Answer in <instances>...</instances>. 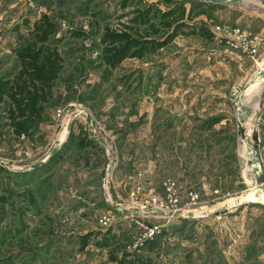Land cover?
I'll return each instance as SVG.
<instances>
[{"label": "rangeland", "instance_id": "obj_1", "mask_svg": "<svg viewBox=\"0 0 264 264\" xmlns=\"http://www.w3.org/2000/svg\"><path fill=\"white\" fill-rule=\"evenodd\" d=\"M263 64L259 0H0V264H264Z\"/></svg>", "mask_w": 264, "mask_h": 264}, {"label": "water", "instance_id": "obj_2", "mask_svg": "<svg viewBox=\"0 0 264 264\" xmlns=\"http://www.w3.org/2000/svg\"><path fill=\"white\" fill-rule=\"evenodd\" d=\"M198 1H203L205 3H212V4H222L228 0H198ZM259 1L264 4V0H259ZM262 81H264V64L257 71V74L255 75V78H254V84L255 83L257 84V83L262 82ZM236 125H237L238 136L241 140V143L245 147L246 156L248 158L247 162H248L249 166L252 168V171H253V174L255 177V182H256V185H257L258 191H259L258 196L260 198L262 197L261 199H262V201H264V166H263L262 162L256 158L255 152L252 149L251 145L247 143L246 137H245L244 127L238 119H237ZM255 165L257 166V170H255V167H256ZM249 200L250 201L252 200L253 202L257 201V199L252 198V197H250Z\"/></svg>", "mask_w": 264, "mask_h": 264}, {"label": "crops", "instance_id": "obj_3", "mask_svg": "<svg viewBox=\"0 0 264 264\" xmlns=\"http://www.w3.org/2000/svg\"><path fill=\"white\" fill-rule=\"evenodd\" d=\"M262 82H264V81H262ZM260 84H261V82H260ZM257 112L258 113L254 116V123L256 122L255 120H257L258 128L257 127L255 128L254 126H252L251 131H253V135L255 136V138L257 140L260 139V142L258 144V148L260 147V149L264 150V107L261 106V109L257 110Z\"/></svg>", "mask_w": 264, "mask_h": 264}, {"label": "built area", "instance_id": "obj_4", "mask_svg": "<svg viewBox=\"0 0 264 264\" xmlns=\"http://www.w3.org/2000/svg\"><path fill=\"white\" fill-rule=\"evenodd\" d=\"M223 32H228L226 29H221ZM239 39L241 40L240 43L242 45V48L246 50L248 53H255L256 52V46L258 43V38L256 39H251L250 41L245 40L244 35H239Z\"/></svg>", "mask_w": 264, "mask_h": 264}, {"label": "bare ground", "instance_id": "obj_5", "mask_svg": "<svg viewBox=\"0 0 264 264\" xmlns=\"http://www.w3.org/2000/svg\"><path fill=\"white\" fill-rule=\"evenodd\" d=\"M256 89V88H255ZM253 91H255V90H253ZM257 91V90H256ZM255 91V92H256ZM251 95V94H250ZM247 99V98H246ZM239 116V115H238ZM244 147V146H243ZM241 150H242V148H241ZM244 151H245V149H243ZM242 150V151H243ZM245 154H246V151L244 152ZM243 155V154H242ZM255 170H257V167L255 168ZM256 189H254L253 191H252V195H258V193H259V191L258 190H256ZM254 197V196H253ZM259 197V196H258Z\"/></svg>", "mask_w": 264, "mask_h": 264}, {"label": "trees", "instance_id": "obj_6", "mask_svg": "<svg viewBox=\"0 0 264 264\" xmlns=\"http://www.w3.org/2000/svg\"><path fill=\"white\" fill-rule=\"evenodd\" d=\"M35 74H37V73H35ZM29 85H30V84H29ZM23 87L26 88V86H21L20 89L18 90V92H21V91L23 90Z\"/></svg>", "mask_w": 264, "mask_h": 264}]
</instances>
